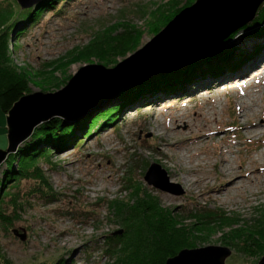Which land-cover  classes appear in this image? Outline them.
Returning <instances> with one entry per match:
<instances>
[{
  "label": "rangeland",
  "instance_id": "1",
  "mask_svg": "<svg viewBox=\"0 0 264 264\" xmlns=\"http://www.w3.org/2000/svg\"><path fill=\"white\" fill-rule=\"evenodd\" d=\"M196 1L198 0H56L52 5L45 6L29 24L24 23L21 27V22H25L28 17L17 22L24 11L17 1L0 0V14L12 8L16 21L14 26L10 24L8 28L1 27L0 52H10L14 43L19 45L18 50L11 54L10 60L17 74L27 75L30 86L26 95L56 94L83 68L93 65L106 70L117 69L118 65L143 49L154 38L150 29L152 25H162L161 15L167 11L175 14L177 10L187 9ZM248 3H236L239 10L235 11L242 16L236 24L244 20L243 25L241 23L242 26H238L231 35L225 36V33L220 44L216 42L210 47L212 50L219 49L226 40L248 53L255 47H260L262 53L244 64L243 69L227 73L218 80L195 83L186 91L174 95L157 94L156 97L149 96L145 100L142 98L135 103L137 105L123 109L111 124L100 120L96 126L95 122L93 130L82 138L79 137L72 147L52 151L48 154L47 161L41 160L38 163L48 187L33 179L5 185L3 193L7 192L8 195H0L3 200L1 213L9 218V222L3 223L0 220V264H112L114 257H110V253L106 251L107 238L111 235L121 236L124 230L119 220L109 212V203L130 200L131 192L128 187L131 186L154 197L159 207L171 213L182 227L194 228L196 222L191 215L205 210L223 211L229 220L236 219L228 223L235 228L264 222V178L262 174L255 172V166L249 165L248 169L236 170L240 176L244 175L241 178L242 188L238 191L220 195L212 193L210 189L212 185L217 187L219 184L218 176L222 170L219 154L229 152L227 156L236 162L234 167L237 168L257 159L264 149L261 143L264 137L250 139L240 127L244 120L241 117L242 107L244 104L249 106L250 99L260 109L254 107L247 110L246 114L250 113L247 114L250 115L249 119L254 122L258 119L255 123L264 119V79H258L255 75L257 72L254 71H262L264 68V33L255 39L245 37L246 31H242L264 9V2L260 1L257 9H248ZM36 6L29 9L34 10ZM122 25L123 28H135L142 33L134 52L129 51L125 56H111L104 61H70L72 56H68L69 53L83 51L107 33L115 38L121 32L118 27ZM17 30L21 34L16 35ZM247 73L255 77L249 82L252 86H243L238 81ZM121 75L114 80V86L103 80L104 90H100L104 93L99 91L86 100L83 99L79 108L69 109L64 106V102L56 100L58 109L64 107L61 113L67 111V115H71L65 118L55 115L46 121L56 117L63 121L62 125H69L78 118L115 106L118 104L115 98L122 89L139 80H129L127 84L119 86ZM116 85L120 87L118 91H115ZM241 94L245 96L241 97ZM5 116L0 111V134L4 138L0 150L7 148ZM204 127L208 128L205 134L209 135H205V145L197 146L195 133ZM161 136L170 142H180L187 138L188 144L180 149L167 148L163 146L164 139ZM183 156L190 157L189 164ZM152 164L159 165L166 172L169 182L179 188L171 187V193H166L146 185L144 175ZM190 169L197 170L190 178L196 181L186 185L183 179ZM4 171L5 164H2L0 178ZM210 176L215 181L210 180L207 185L204 184V180ZM254 190L261 191L260 195L255 196ZM237 220L238 223L233 224ZM197 228H194L197 231L196 237L200 239L195 241L196 245L191 249L210 246L228 248L231 254L226 258L225 264H258L264 256L237 253L233 248L223 245L224 235L229 232L228 226L214 231ZM13 230H17L18 234L24 231L25 240L20 241L13 235ZM119 231L121 234L115 235Z\"/></svg>",
  "mask_w": 264,
  "mask_h": 264
},
{
  "label": "trees",
  "instance_id": "2",
  "mask_svg": "<svg viewBox=\"0 0 264 264\" xmlns=\"http://www.w3.org/2000/svg\"><path fill=\"white\" fill-rule=\"evenodd\" d=\"M55 1L44 0L34 10L23 9L17 22L28 17L20 25L23 27L24 23L29 24L45 6H50ZM11 10L12 8H9L4 14H0V29L1 27L8 28L10 24L15 25V13ZM179 12L180 10H177L175 14H170L167 11L166 14L161 15L162 25H152L150 34H158L161 28L165 27ZM118 28L121 32L115 38L107 33L83 51L69 53L68 56H72L70 61L91 59L104 61L111 56H125L129 51L134 52L142 33L135 28H123V25ZM244 30L246 31L245 37L258 39L262 36L264 9L258 13L251 24L242 29ZM18 32L16 31L15 34H21ZM18 47L19 45L14 43L10 52H0V111L4 115L16 101L29 92L30 84L27 75L17 74L10 60L11 54L18 50ZM260 52L261 48L255 47L252 52L248 53L226 40L219 49L209 51L203 57L198 58L200 60L196 59L197 61L194 60L183 66H174L167 71L139 79L126 86L115 98L118 104L102 109L100 113H95L96 115L91 113L87 117L78 118L69 125H62L63 121L56 117L42 123L34 129L31 137L18 148L16 153L8 155L5 161V171L0 178V191L2 192L0 195L7 196V192L3 193L5 185L19 182V180L33 179L48 187L38 163L41 160L47 161L48 154L52 151H63L72 147L79 137L82 138L83 135L93 130L95 122H97L96 126L100 120L111 124L123 109L137 105L135 103L142 98L145 100L149 96L156 97L157 94L174 95L186 91L195 83L211 81L210 79L218 80L227 73L237 72ZM128 189L131 192L130 200H115L109 203V212L116 220H119L124 230L121 236L111 235L107 238L106 251L110 253V257H114L112 264H164L167 259L174 257L179 251L195 247V241L200 239L196 237L195 227L214 231L228 226L229 232L224 235L223 245L233 248L237 253L249 256L264 255V222L245 224L243 227L235 228L228 223L236 219L229 220L230 218L223 211L205 210L191 215L196 222L193 225L194 228L182 227L180 221L175 220L171 213L159 207L154 197L132 186ZM1 196L0 220L8 223L9 218L1 213L3 205ZM237 223L238 220L233 224Z\"/></svg>",
  "mask_w": 264,
  "mask_h": 264
},
{
  "label": "water",
  "instance_id": "3",
  "mask_svg": "<svg viewBox=\"0 0 264 264\" xmlns=\"http://www.w3.org/2000/svg\"><path fill=\"white\" fill-rule=\"evenodd\" d=\"M16 1L21 9H29L42 3L44 0ZM238 1H242L244 5H247L249 2V0H198L192 6L180 11L143 49L118 65L117 69L106 70L101 66H88L81 69L67 86L56 94L36 93L21 97L12 105L5 116L7 148L0 150V166L5 164L8 155L16 153L18 148L30 138L34 129L46 121L47 118H52L55 115L64 118L71 115H67L68 112L65 115L61 113L64 107L58 109L57 103H55L56 100L64 102V106L69 107V109L72 107V109H76L90 95L97 94L99 91L102 94L104 93L100 90H104L103 80L107 84L113 85L116 77L122 74L119 77L121 80L119 86L121 84L125 85L129 80L135 82L137 78L141 79L155 72L163 71L204 56L212 48L208 52L201 51L199 53H192V55L190 54L191 52L188 53L198 43L195 42L199 40V37H195L191 33L197 28L199 30L207 28V24L205 25V23L215 14V9H217L215 12L224 14L225 11L222 10V7L226 4L229 5L227 11V15L231 14L229 17L239 14L236 12L239 10L236 7ZM260 1L264 2V0L251 1V3H248L249 6L247 8L257 9L256 6ZM220 4L222 5L220 6ZM232 9H234L233 14ZM243 22L245 21L242 20L241 23ZM238 24H235V26ZM227 32L229 34L231 31ZM202 40L204 41V39H200L201 42ZM215 41H217V44H220L221 38H217ZM108 72L111 73L109 74ZM78 88L79 90H77ZM119 88L116 85L115 91H118ZM144 182L146 185L166 193H171V187H178L169 182L166 172L157 164L149 166L144 175ZM179 193L182 194L181 191ZM12 233L20 241L25 240L24 231H22V234H18L17 230H13ZM117 234H121V231L115 233V235ZM230 254V249L222 247L210 246L197 249H183L174 257L167 259L164 264H225V260ZM258 264H264V256Z\"/></svg>",
  "mask_w": 264,
  "mask_h": 264
},
{
  "label": "bare ground",
  "instance_id": "4",
  "mask_svg": "<svg viewBox=\"0 0 264 264\" xmlns=\"http://www.w3.org/2000/svg\"><path fill=\"white\" fill-rule=\"evenodd\" d=\"M253 1V0H252ZM197 2V1H196ZM240 2V1H239ZM225 3V2H224ZM244 5V4H243ZM191 6V4H190ZM189 6V7H190ZM188 7V6H187ZM229 9V5L226 4L222 7V10L225 11L224 14L222 13H215L213 14L212 18L210 17V19L205 23V25L207 24V28H203L201 30H199L198 28L195 29L193 31V33H191V35L195 36V37H199V40L196 41L195 43L196 46H194L192 49H190V52L192 53H196V52H201V51H205L207 52L210 47L217 41H215L217 38H221V40L223 39V36L225 34V36L228 34L227 31H235L237 28L241 27L243 25H236L235 24L241 20L242 16L239 15V14H236L235 16L232 15V17H229L231 16V14H228L227 15V11ZM222 10H219V11H222ZM247 14V13H246ZM232 18V19H231ZM227 23V24H226ZM226 24V25H225ZM245 24V23H244ZM247 24V22H246ZM239 26V27H238ZM233 27V28H231ZM209 28V29H208ZM229 28H231V30H228ZM218 29V30H217ZM229 32V34L231 33ZM204 35V36H203ZM231 35V34H230ZM200 39H204V41L202 40V42L200 41ZM206 39V40H205ZM200 41V42H199ZM210 46V47H208ZM207 47V48H206ZM206 48V49H205ZM202 49H205V50H202ZM197 53V54H198ZM255 72H257L255 75L259 78H261V80L264 79V68L263 70L261 71V69H256L254 70ZM251 73V72H250ZM245 77L241 79H238V81L243 84V86H248L250 85L249 82H251V80L255 77H253L252 74H249L247 73V75H244ZM237 78V77H236ZM232 80V79H231ZM257 80V78H256ZM253 81V80H252ZM230 82V81H229ZM255 82V81H254ZM259 82V81H258ZM238 83V82H236ZM234 83V84H236ZM260 83V82H259ZM264 83V82H263ZM245 84V85H244ZM254 84V83H253ZM258 84V83H257ZM239 86V84H238ZM252 86V85H250ZM240 87V86H239ZM263 87V86H262ZM216 89V88H215ZM242 89V87H241ZM240 90V89H239ZM247 90V88H246ZM257 90V89H256ZM253 91V90H252ZM254 92V91H253ZM241 93V92H240ZM251 93V91H250ZM257 93V92H256ZM100 95V94H98ZM97 95V96H98ZM240 95V94H239ZM250 95V94H249ZM256 95V94H255ZM110 96V95H109ZM245 94H241V97H244ZM257 96V95H256ZM237 97L235 96V99ZM192 99V98H191ZM243 99V98H241ZM255 99V98H254ZM237 100V99H236ZM240 100V99H239ZM247 100V99H246ZM245 100V101H246ZM256 100V99H255ZM241 101V100H240ZM250 105L247 106L246 104L243 105L242 107V110H241V117L244 119L241 124V128L244 129L246 131V134L248 136V138L252 139V138H256V137H259L260 139L264 137V119H260V122H257L255 123L254 120H251L249 119V116H247V114H250V113H247L246 114V111L247 110H250L251 108H259L258 105H256L254 103V100L253 99H250ZM239 102V101H238ZM247 102V101H246ZM263 102V100H262ZM249 103V102H248ZM264 103V102H263ZM262 103V104H263ZM259 104V103H258ZM241 106V105H240ZM263 106V105H262ZM239 108V107H238ZM237 109V108H236ZM260 109V108H259ZM253 111V109L251 110ZM255 111V110H254ZM209 112V111H208ZM263 112V111H262ZM64 114H67V111H64ZM69 114V113H68ZM215 114V112H214ZM261 114V113H260ZM197 115V114H196ZM201 115V114H200ZM211 115H212V112H211ZM87 116V115H86ZM204 116V115H203ZM259 116V115H258ZM65 118V117H64ZM252 118V117H251ZM260 118V117H259ZM205 119V118H204ZM184 120V119H183ZM202 120V119H201ZM212 120V119H211ZM187 123V122H185ZM39 126V125H38ZM37 126V127H38ZM36 127V128H37ZM189 127V126H188ZM192 127V126H191ZM197 127H200L199 125H197ZM196 127V128H197ZM202 127V126H201ZM188 130V129H187ZM197 130V129H196ZM208 130V128L204 127L202 129H198L197 132L195 133V136L197 137L198 139V143L196 144L197 146H202V145H205L203 144L204 142V139L206 138L205 135V132ZM262 130V131H261ZM220 131V130H219ZM218 132V131H217ZM216 132V133H217ZM33 134V133H32ZM162 135V134H161ZM209 135V134H207ZM183 136V135H182ZM181 136V137H182ZM193 136V135H192ZM218 136V135H217ZM246 136V135H245ZM31 137V136H30ZM184 137V136H183ZM161 139H164V137L162 138V136L160 137ZM219 138V137H218ZM182 139V138H181ZM191 139V138H190ZM208 139V138H207ZM180 140V139H179ZM178 140V141H179ZM187 138L185 139H182L180 142H170V141H167L166 139H164L163 141V146L167 147V148H174V149H180L183 145H186L188 144L187 143ZM258 143V142H257ZM260 143V142H259ZM263 143L262 145H264V141L262 140ZM194 145V144H193ZM191 146V145H190ZM216 146V145H215ZM188 147V146H186ZM218 147V146H217ZM224 147V146H222ZM263 147V146H262ZM254 148V147H253ZM185 149V148H184ZM190 149V148H189ZM226 149V148H225ZM229 149V148H228ZM196 150V149H195ZM260 151V150H259ZM203 152V151H202ZM206 153V152H205ZM208 153V152H207ZM224 153V152H223ZM227 153L229 152H226L224 154H219V160H220V164H221V168L222 170L220 171L219 173V176H218V179H219V184L217 187H215L214 185H212L210 187L211 189V192L214 193V194H220V195H223V194H226L227 192L229 191H238L240 188H242L241 186V178H244V175L240 176V173L236 172V170H241L242 168H246L248 169L249 168V165H253L255 166V172L259 175V174H262V178H264V149L263 151L261 152L260 156L257 157V159L255 160H252V161H249L246 165V166H242V165H239V167H234V165L236 164V162L232 159L230 160L227 156ZM260 153V152H259ZM199 154V153H198ZM204 154V153H203ZM258 154V153H257ZM192 157V156H191ZM199 157V156H198ZM184 158V160L187 162V164L190 163V157H182ZM218 161V160H217ZM239 163V162H238ZM242 166V167H241ZM216 167V166H215ZM243 171V170H242ZM245 171V170H244ZM250 171V170H249ZM197 172L196 169H190L189 172H187V177L184 178V183L186 185H188L190 182L193 183L195 182L196 180H192L190 179L191 177H193L195 175V173ZM261 172V173H260ZM246 173V172H245ZM253 173V172H252ZM210 180H213V178L210 176V177H207L205 180H204V184H208ZM215 181V179L213 180ZM261 191H255L254 190V195L255 194H259L260 195ZM256 196V195H255Z\"/></svg>",
  "mask_w": 264,
  "mask_h": 264
},
{
  "label": "crops",
  "instance_id": "5",
  "mask_svg": "<svg viewBox=\"0 0 264 264\" xmlns=\"http://www.w3.org/2000/svg\"><path fill=\"white\" fill-rule=\"evenodd\" d=\"M3 142H4V138H3V136H1V134H0V146L2 145Z\"/></svg>",
  "mask_w": 264,
  "mask_h": 264
}]
</instances>
